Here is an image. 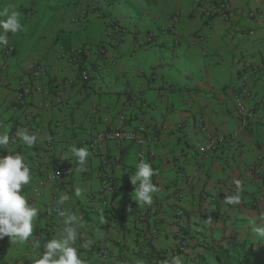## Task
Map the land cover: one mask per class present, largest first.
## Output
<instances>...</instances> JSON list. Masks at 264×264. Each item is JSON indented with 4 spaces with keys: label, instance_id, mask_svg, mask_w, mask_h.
I'll list each match as a JSON object with an SVG mask.
<instances>
[{
    "label": "crops",
    "instance_id": "crops-1",
    "mask_svg": "<svg viewBox=\"0 0 264 264\" xmlns=\"http://www.w3.org/2000/svg\"><path fill=\"white\" fill-rule=\"evenodd\" d=\"M227 1L230 22L217 15L207 22L198 17L200 7L213 0H0V19L15 11L22 25L20 32L8 34L7 47H0V133L11 140L18 129L40 131L34 147L16 142L0 148V157H24L32 177L22 188L28 202L36 191L42 193L35 199L39 214L30 242L15 245L4 237L0 264H33L39 258L33 243L39 241L42 252L45 243L63 235L59 211L75 213L83 222V227L73 225L78 232L74 246L86 264H161L177 255L184 264H264V238L253 231L264 226V176L257 179L248 170L259 155L250 147L264 152V75L259 72L264 13L249 16L250 11L264 12V0ZM94 7L126 29L121 42L105 39ZM177 12L182 16L176 30L158 33ZM83 14L84 22H73ZM149 32L157 34L156 41L140 48L138 39ZM201 37L205 40L198 42ZM85 45L91 49L88 81L82 80V69L59 58L62 51ZM98 48L105 49V57H94ZM38 64L48 73L34 80L30 71ZM248 69L253 73L244 103L251 117L244 127L234 94ZM59 81L68 86L61 88ZM24 84L42 92L32 91L20 105L17 90ZM132 94L147 106L128 112L130 124L147 127L154 141L129 144L122 151L106 142L84 174L47 181L52 168L77 161L73 146L86 147L113 125ZM235 132L238 143L223 148L227 167H221V153L205 149L210 137ZM48 141L52 149L46 147ZM142 152L157 173L152 205L136 201L130 180ZM118 153L121 163L111 170L114 190L103 192L99 173ZM238 179L243 182L241 202L228 205L224 200L236 193L233 181ZM77 188L81 197L75 196ZM61 194L71 198L63 206L58 204ZM259 198L258 206L251 207ZM180 245L184 250L175 254ZM137 248L158 262L135 255Z\"/></svg>",
    "mask_w": 264,
    "mask_h": 264
},
{
    "label": "built area",
    "instance_id": "built-area-1",
    "mask_svg": "<svg viewBox=\"0 0 264 264\" xmlns=\"http://www.w3.org/2000/svg\"><path fill=\"white\" fill-rule=\"evenodd\" d=\"M94 11H98L100 17L103 20V35L105 39H117L119 42H121L125 35H126V29L118 24L110 15H108L105 11L102 10H97V8H92ZM198 17L200 16L201 19H203L205 22H207L209 19H211L214 16H219L226 22L231 21V13H230V7L228 4L227 0H213V3L210 4L209 6H203L200 7L198 10ZM264 12L262 11H250L249 16L252 18H259L263 15ZM181 13L177 12L170 23L167 26L161 27L159 29L158 33H166V32H174L176 30V25L178 24L180 18H181ZM83 19H86V15L83 14L82 16L75 18L73 20L74 23H80L83 21ZM253 34V33H251ZM157 34H154L152 32L147 33L144 37H140L138 39V46L140 48H146L149 45L153 44L156 41ZM232 38V36L230 37ZM205 38L201 37L198 38L199 41H204ZM197 40L194 41L193 44L196 43ZM91 51L90 47L88 45L81 46L79 48H74L70 50H65L62 51V53L59 55V58H65L67 63L70 66L73 67H78L81 70V78L83 81H88L90 78L89 70L87 69L86 65V56L88 55V52ZM94 57L96 58H103L105 57V49L104 48H98L96 51H94ZM5 64L2 65L4 67ZM259 72L264 75V61L263 65L260 68ZM48 71L44 66H41L40 64L35 65L32 70L30 71V77L34 80L40 79L41 77L46 76ZM253 73L252 69H248L245 72V75L243 76L242 80V87L236 91L234 94V106H235V111L238 113V115L241 117L243 121L244 127L249 126V119L251 117L250 111L246 108L245 106V99L247 96H249V90H248V85L251 83L250 82V74ZM58 86L61 88H64L68 86L67 82L64 81H59ZM36 91L38 93L42 92L41 87H36L35 90L29 87V85H21L20 88L17 90V102L20 105L25 104V98L32 92ZM139 106L141 110H144L147 105L143 104L142 101H140L139 97L136 95H131L129 96V99L126 101L124 104L122 110L117 114L115 122L113 123L112 126L108 128V130L104 133L99 134L97 137H95L93 140H91L88 145L86 146L87 149L90 152V156L87 159V162L85 165L82 167L85 169L84 171H77L78 167H81L78 165L77 161L71 165V166H58L55 168H52L50 171H48L46 175V180L49 182H61L68 180L69 178L75 176V175H82L86 171V168L89 163V159L93 156H98L105 145L106 142H111L115 146V148L118 151H122L127 145L129 144H136L139 146H144L150 141H154V138L149 132V129L145 127L144 125H136V126H131L130 122V117L128 112L130 113L131 109L135 106ZM97 111H94V114H96ZM182 125H178V128H181ZM40 132L37 130L35 133ZM238 136L239 133L235 132L230 136H223V135H218L216 138L210 137L209 141V146L207 149H205L208 152L212 153H221L224 147L228 145H234L235 143H238ZM20 142L23 143L19 137H14L13 139L10 140L9 146H13L14 143ZM24 144V143H23ZM46 147L48 149H52L54 147L53 142L48 141L46 143ZM63 149H66V146L62 147ZM251 151H258V157L254 161H250L249 164V173L256 177L257 179H262L264 176V165H263V159H264V152L261 148H259L256 145H252L250 147ZM148 159V155L145 152H142L138 156V161L141 162H146ZM218 164L221 167L226 168L227 167V162L224 157H222V153L220 154L219 158L217 159ZM121 163V154L118 153L113 156L111 163L106 161L105 164V169L99 173V178L101 179L102 185H103V192H112L114 190V183L111 175V170H112V165H120ZM134 174L136 172V169H131ZM241 181V179H238ZM242 182V181H241ZM243 183V182H242ZM236 187H234V190ZM42 196V193L40 190L36 191L33 194L34 200L32 199L29 204L36 206L35 199H38ZM262 201V198L255 199L251 202V207H257L258 204ZM145 215L142 213L140 216V219H143ZM179 236L183 238L182 232L179 233ZM178 251H183L184 246L180 245L177 248ZM177 250L175 253H177ZM134 254L138 255L140 257H144L146 259H149L150 261L157 263L158 258L157 256L152 255L148 250L137 248L134 250Z\"/></svg>",
    "mask_w": 264,
    "mask_h": 264
},
{
    "label": "clouds",
    "instance_id": "clouds-1",
    "mask_svg": "<svg viewBox=\"0 0 264 264\" xmlns=\"http://www.w3.org/2000/svg\"><path fill=\"white\" fill-rule=\"evenodd\" d=\"M18 12H11L5 19H0V47H7L8 34L13 35L22 30ZM16 137L29 148L35 146L38 136L29 134L27 131L18 129ZM10 137L7 134L0 133V148L9 145ZM72 155L76 157L78 165L77 171H84L82 167L86 164L90 152L87 147L71 148ZM156 170L151 163L139 162L136 165V172L130 177L131 184L134 187L136 201L139 204L152 205L154 193L158 191L157 185L153 184L152 177L156 175ZM31 174L28 165L24 162V157L16 153L0 157V240L8 237L12 244L23 245L30 242L33 236L34 225L38 220L39 209L29 204L27 198L22 195V188L31 182ZM236 187V193L226 195L224 203L236 205L241 202L240 193L243 190L240 180L233 181ZM75 196L81 197L82 191L77 188ZM71 198L66 194H61L58 204L63 206ZM63 218V235L59 239H51L45 243L41 249V244L36 241L32 244L33 253L38 256L33 264H86L80 258L78 249L74 245L78 238L77 228L73 225L79 224L83 227V222L75 213L66 214L59 211ZM258 237L264 238V226H258L253 229ZM90 246L89 245H85ZM161 264H184L182 258L177 255L170 260L162 261Z\"/></svg>",
    "mask_w": 264,
    "mask_h": 264
},
{
    "label": "trees",
    "instance_id": "trees-1",
    "mask_svg": "<svg viewBox=\"0 0 264 264\" xmlns=\"http://www.w3.org/2000/svg\"><path fill=\"white\" fill-rule=\"evenodd\" d=\"M183 233V232H182ZM183 236L185 237V235H184V233H183ZM179 253H181V251H178L177 250V253H175V254H179ZM159 260V259H158Z\"/></svg>",
    "mask_w": 264,
    "mask_h": 264
},
{
    "label": "rangeland",
    "instance_id": "rangeland-1",
    "mask_svg": "<svg viewBox=\"0 0 264 264\" xmlns=\"http://www.w3.org/2000/svg\"><path fill=\"white\" fill-rule=\"evenodd\" d=\"M82 22H84V19H83V21Z\"/></svg>",
    "mask_w": 264,
    "mask_h": 264
}]
</instances>
